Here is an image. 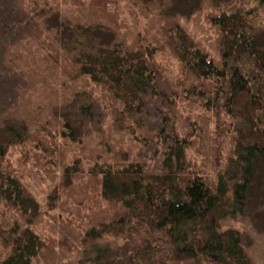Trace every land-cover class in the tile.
I'll use <instances>...</instances> for the list:
<instances>
[{
    "label": "rangeland",
    "instance_id": "rangeland-1",
    "mask_svg": "<svg viewBox=\"0 0 264 264\" xmlns=\"http://www.w3.org/2000/svg\"><path fill=\"white\" fill-rule=\"evenodd\" d=\"M104 2L106 9L92 0H0V19L12 27L6 31L0 25V116L18 133L0 171L20 178L41 204L31 227L46 246L36 264H95L101 250L109 256L128 246L135 253L148 239L167 252L161 235H151L136 223L88 238L90 228L125 213L120 203L103 198L100 169L106 163H124L126 155L159 170L168 144L178 135L187 139V159L213 183L217 172L229 166L240 119L218 113L215 103L207 105L216 96L215 82L185 69L166 42V30L182 24L209 59L222 63L221 32L211 16L247 8L256 39L264 43V0ZM91 25L95 27L88 34L78 27ZM115 43L127 50L154 48L150 68L159 71L158 90L170 101L148 95L146 106L130 110L105 86L77 71L74 60L82 49ZM3 55L7 65L2 64ZM77 104L91 105V115L81 113ZM20 139L25 141L17 143ZM246 202L243 215L227 217L223 228L240 230L253 261L264 264L262 168ZM1 222L27 226L26 217L0 198Z\"/></svg>",
    "mask_w": 264,
    "mask_h": 264
},
{
    "label": "trees",
    "instance_id": "trees-1",
    "mask_svg": "<svg viewBox=\"0 0 264 264\" xmlns=\"http://www.w3.org/2000/svg\"><path fill=\"white\" fill-rule=\"evenodd\" d=\"M92 2L108 8L104 0ZM250 14L247 8H237L211 16L221 32L222 63L209 59L182 24L167 28L166 42L185 69L215 82L216 96L207 105L215 103L212 105L218 113L236 114L240 119L235 127L234 152L229 166L217 172L213 183L187 159V139L178 135L168 144L159 170L149 168L144 161L129 160L126 155L122 164L101 167L98 176L103 198L120 203L125 213L100 228H90L88 238L99 239L104 233L124 231L128 224L136 223L151 235H161L168 250L162 253L148 239L135 253L128 252V246L109 256L100 249L95 264H256L242 242L241 231L223 228L227 217L243 215L254 177L260 168L264 170V43L256 39ZM4 21L0 19V25L11 31ZM78 27L88 34L95 26ZM154 51L127 50L118 43L101 45L82 49L74 64L84 76L105 86L125 108L134 110L147 105L148 95L170 101L168 94L158 90L159 71L150 68ZM6 58L3 55V65H7ZM244 61L248 63L246 69L242 67ZM78 107L84 115H91V105ZM8 122L7 117L1 120L0 116V164L18 137L17 128ZM64 135L70 138L71 132L65 130ZM0 198L8 207L18 209L27 222L24 228L0 223V264H36L35 259L46 246L31 227L41 213V204L20 178L2 171Z\"/></svg>",
    "mask_w": 264,
    "mask_h": 264
}]
</instances>
